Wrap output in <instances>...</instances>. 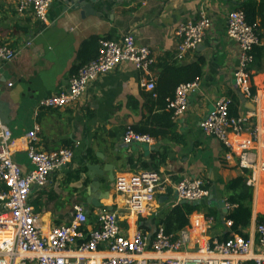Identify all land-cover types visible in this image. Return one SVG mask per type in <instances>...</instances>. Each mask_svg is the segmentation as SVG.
<instances>
[{
  "label": "crops",
  "instance_id": "0c3cea01",
  "mask_svg": "<svg viewBox=\"0 0 264 264\" xmlns=\"http://www.w3.org/2000/svg\"><path fill=\"white\" fill-rule=\"evenodd\" d=\"M78 1L59 0L42 23L33 9L21 14L15 2L0 0V45L18 52L15 61L0 64V124L12 132V159L25 175L34 169L27 150L36 127L40 151L56 153L70 149L74 153L71 164L53 173L44 188L31 191L29 204L40 215L42 232L47 234L53 227L69 224L75 207H83L89 216L88 231L95 228L99 211L107 210L118 215L128 235L142 230L150 237L159 228L157 219L161 213L174 208L175 184L201 179L209 197L200 211L190 217L187 229L192 241L188 251L197 252L205 244L225 241L231 231L216 200L228 202V182L241 177L247 180L250 173L239 168L236 158L251 137L249 132L244 137L233 136L236 158L227 161L224 146L206 137L200 125L219 100L236 94L241 104L240 115H254L264 126V37L259 45L262 50L256 52L258 61L250 69L254 94L259 97L255 106L244 105L240 100L234 82L240 52L227 36L229 15L247 0H95L89 3L92 13L77 8ZM202 15L212 23L203 43L188 52L183 61L174 60L172 64L182 68L204 60L197 89L188 97V110L174 121L175 135L153 139L150 145L123 143L128 128L160 114L150 104L147 106L145 94L150 92L142 88L144 76L129 63L92 83L85 96L68 107H39L42 100L69 91L71 70L82 44L94 37L121 43L132 35L136 44L148 48L156 59L147 78L158 85L165 82L163 74L167 68L163 64L175 57L180 41L178 28L198 21ZM90 52L94 55L96 48ZM259 149L260 162L264 163V135ZM86 165L100 166L103 171L106 167L111 171L109 166H113L115 180L124 178L127 183L142 172H157L167 193H159L145 215L136 216L130 213L127 198L115 190V182L106 188L109 172L105 170L98 177L101 186L93 193L102 207L87 206L90 183L83 182L80 175L74 179ZM259 217L264 218V174L253 189L252 220L243 231L255 242Z\"/></svg>",
  "mask_w": 264,
  "mask_h": 264
},
{
  "label": "built area",
  "instance_id": "2783aa9c",
  "mask_svg": "<svg viewBox=\"0 0 264 264\" xmlns=\"http://www.w3.org/2000/svg\"><path fill=\"white\" fill-rule=\"evenodd\" d=\"M11 1L16 3L19 13L33 9L36 19L45 23L48 11L59 0ZM211 25V20L205 15L196 22L181 25L177 30L180 41L175 59L183 61L188 52L196 50ZM227 36L237 44L240 52L235 86L256 106L259 97L252 91L250 69L254 62V47L259 44L258 25H248L244 13L234 11L229 15ZM17 55L18 52L8 45H0V64L15 61ZM124 63L131 64L143 74V89L154 91V81L147 77L156 59L148 48L138 46L134 37L129 35L121 43L102 41L97 60L71 77L69 91L42 100L39 107L62 109L74 104L85 96L92 83ZM197 86L198 82L176 90L175 99L169 107L174 111V120L185 115L189 107L188 97ZM232 104L230 97L219 100L200 127L206 137L214 138L224 146L227 161L236 158L232 137H244L249 132L251 140L236 159L239 168L250 173L247 187L256 189L264 174V163L259 158L264 126H260L254 115L230 117ZM38 133L39 128L36 127L29 137L27 157L34 169L25 175L12 159V132L0 124V264H264V218L256 225V242L231 234L225 241L205 244L197 252L188 251L192 241L188 229L181 232L177 240L167 237L162 227L150 237L142 230L130 236L122 228L118 215L107 210L99 211L95 228L88 231L89 216L83 207H75L69 224L43 233L40 215L29 204L31 191L36 187L44 188L53 173L71 164L74 153L70 149L56 153L40 151ZM123 143L126 146L150 145L153 139L128 128ZM164 184L159 173L142 172L131 183L124 178L116 179L114 187L127 198L130 213L143 216L159 193H167ZM174 191V207L185 201L192 204L209 197L201 179H185L175 184ZM230 209L231 206L226 203L227 215ZM212 222L213 219L208 221L209 224ZM225 224L231 231L232 222L225 220Z\"/></svg>",
  "mask_w": 264,
  "mask_h": 264
},
{
  "label": "trees",
  "instance_id": "16d2710c",
  "mask_svg": "<svg viewBox=\"0 0 264 264\" xmlns=\"http://www.w3.org/2000/svg\"><path fill=\"white\" fill-rule=\"evenodd\" d=\"M236 11L244 13L248 25H258L259 44L255 46L253 50L254 62L256 63V61H258L256 52L262 50L259 45L262 37H264L262 33L264 30V3H258L255 0H247L238 5V10ZM101 42L102 40L94 37L82 44L78 53L77 62L71 70L72 76L77 75L83 67L97 60ZM91 48H96L94 55L90 52ZM174 60L177 61L175 57L172 56L163 64L164 67L167 68L163 74L164 78H167V80L159 85L157 82L154 83V91L150 92V94H145L147 106L149 107L150 104L152 110H158L160 114H155L150 121L148 118L143 124L133 127L132 129L139 135L149 136L152 139H166L170 134L175 135L176 124L174 122V111L169 108L170 104L174 101L176 90L180 86L190 85L200 81L203 74L204 60H200L192 65L182 68H174V65L172 66ZM254 62L253 64H255ZM252 91L254 92L253 87ZM229 97L233 102L230 106L229 115L230 117L237 118L240 116L241 108L239 98L236 94ZM163 159L164 158H162V161ZM79 175L80 173L78 172L74 179H78ZM70 178L73 177L70 176ZM245 180V177H241L230 181L225 185V191L229 194L227 204L231 206V209L226 216V220H230L233 224L231 234H236L248 239L243 231L249 228L252 220L253 189L247 187ZM206 189L208 190L207 186ZM200 209V206L183 203L174 208L170 207L167 210H164L157 219V227H162L167 237L177 240L178 235L189 227L190 217L194 213L199 212ZM208 216L211 217L210 213ZM262 220L263 217H259L258 223ZM231 234H229V238L231 237Z\"/></svg>",
  "mask_w": 264,
  "mask_h": 264
},
{
  "label": "water",
  "instance_id": "95a60500",
  "mask_svg": "<svg viewBox=\"0 0 264 264\" xmlns=\"http://www.w3.org/2000/svg\"><path fill=\"white\" fill-rule=\"evenodd\" d=\"M95 0H79L77 5V8H82V10L85 13H92L93 9L91 7V5H89L90 2H93ZM99 1V0H96ZM240 100L242 102V104L247 105L249 102L241 93L239 94ZM252 104V103H251ZM111 167V171H109V169H107V167L105 168V170H108L109 172V177H108V181L110 183H114L115 182V176H114V167L113 166H109ZM86 169H84L82 172V174H80V178L84 179L83 182H89V190L88 191V197L86 198V202L85 204L87 206H94L97 209L101 208L102 205L98 203V201H96V198L93 196V193L96 191V188H99L101 186L98 177H102L105 173V170H101L100 166H94V165H86L85 167ZM183 204H190L188 202H183ZM206 204V200H202V201H198V202H194L192 203L193 206H202ZM216 204L219 205L220 209L223 211L224 215H227V210H226V202L225 200H216Z\"/></svg>",
  "mask_w": 264,
  "mask_h": 264
},
{
  "label": "rangeland",
  "instance_id": "374dc122",
  "mask_svg": "<svg viewBox=\"0 0 264 264\" xmlns=\"http://www.w3.org/2000/svg\"><path fill=\"white\" fill-rule=\"evenodd\" d=\"M106 188H110L111 183L108 180H105Z\"/></svg>",
  "mask_w": 264,
  "mask_h": 264
},
{
  "label": "bare ground",
  "instance_id": "6f19581e",
  "mask_svg": "<svg viewBox=\"0 0 264 264\" xmlns=\"http://www.w3.org/2000/svg\"><path fill=\"white\" fill-rule=\"evenodd\" d=\"M259 209V208H258Z\"/></svg>",
  "mask_w": 264,
  "mask_h": 264
}]
</instances>
